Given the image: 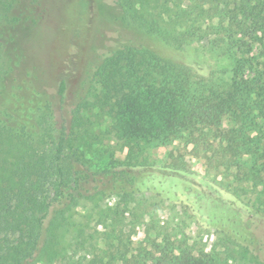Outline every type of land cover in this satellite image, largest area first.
<instances>
[{"label": "trees", "instance_id": "1", "mask_svg": "<svg viewBox=\"0 0 264 264\" xmlns=\"http://www.w3.org/2000/svg\"><path fill=\"white\" fill-rule=\"evenodd\" d=\"M140 1L150 22L142 39L125 37L104 55L92 48L82 87L68 71L57 76L38 139L0 123V264H83L96 243L104 245L98 264H212L147 233L134 241L153 200L264 252V133L250 135L243 121L247 98L264 95V0ZM113 3L117 21L137 31L132 6ZM96 108L131 143L124 161L94 171L79 157L87 141L77 126ZM194 129L190 155L206 161V175L186 159L185 132ZM154 145L170 148L165 160L145 153ZM219 168L224 180L213 182L207 174ZM250 187L255 199L242 197ZM114 197L115 207L75 218L83 201Z\"/></svg>", "mask_w": 264, "mask_h": 264}, {"label": "rangeland", "instance_id": "2", "mask_svg": "<svg viewBox=\"0 0 264 264\" xmlns=\"http://www.w3.org/2000/svg\"><path fill=\"white\" fill-rule=\"evenodd\" d=\"M113 1L41 0L36 3L29 0L21 14L22 0H0V123L24 128L38 139L41 133L39 118L45 102L55 101L53 81L57 76L68 71L73 74V85L82 87L87 52L95 48L96 54L104 55L125 37L135 41L142 39L141 31L150 22L141 1L124 0L123 3L132 6L133 13L136 12L137 31L133 33L117 21L121 11H116ZM31 18L36 23H31ZM99 81L97 78L92 87L91 99L101 92ZM259 93L254 92L247 98L244 110V125L252 136L264 133V95ZM72 99L70 95L68 103H72ZM86 119L85 124L77 126L87 141L79 157L94 171L124 161L131 142L120 138L118 121H114L108 111L97 108ZM190 132L191 135L185 132L190 141L185 151L186 159L193 170L206 175V161L190 155L200 133L196 129ZM175 144L183 152L185 143L179 141ZM169 150L154 145L148 146L145 153L152 159L163 161ZM212 152H208L209 155ZM224 175L223 168L213 169L207 174L218 183L224 180ZM247 191L249 194L242 197L255 199L253 192L256 191L252 187ZM117 203L116 197L85 200L76 209L75 218L84 220L93 207H115ZM143 209L147 214V227L138 229L134 238L136 242L143 240L147 233L150 240L174 243L175 247L191 250L194 256L212 264H264V252L258 247L254 252L251 246L252 252L249 248L232 245L227 238L215 233L206 224H197L178 208L153 200ZM93 224L91 221V226ZM98 230L103 231L102 226ZM145 247L152 250L151 243ZM103 249L104 245L96 243L89 254L83 252L79 258L83 264H98L104 256Z\"/></svg>", "mask_w": 264, "mask_h": 264}]
</instances>
